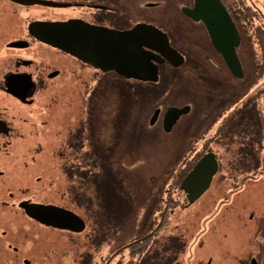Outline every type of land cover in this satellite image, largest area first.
Returning a JSON list of instances; mask_svg holds the SVG:
<instances>
[{
    "label": "flooded vegetation",
    "instance_id": "af4514ba",
    "mask_svg": "<svg viewBox=\"0 0 264 264\" xmlns=\"http://www.w3.org/2000/svg\"><path fill=\"white\" fill-rule=\"evenodd\" d=\"M220 1L235 23L241 43L243 36L251 45L257 40L256 43L261 45L263 51L261 58L264 59V0ZM195 8L196 0H0V201L5 210H17L18 215L24 217L29 224L47 231L81 234L45 225L28 216L21 206L23 203L52 205L80 216L76 211L57 202H45L40 197L41 200L37 199L29 191L19 198L13 187L33 181L36 184L42 183L44 176L50 175V169L53 170V174L70 170L68 166L70 158L64 161V165L59 164L60 166H52L51 161L57 163L60 149L62 157H68L69 154L75 155V150L82 146V142L88 135L87 117L90 114V96L104 89L109 76L121 77L115 71L103 72L63 50L41 42L30 33V26L40 22L78 21L104 33L106 38H110L131 32L141 24L152 25L160 30L167 24L176 26V23H170L169 20L174 17L173 13L181 12L190 21L189 24L186 23V26L206 29L202 21H194L185 15L184 9L193 11ZM257 19L262 21L263 25L258 24L259 27L251 31L252 21ZM190 41H199V39L193 37ZM247 55L250 59H258L257 53H253L252 50ZM183 57L186 60L184 55ZM166 63L168 62L164 64ZM228 71L231 74L229 69ZM260 72L264 73V70L258 71ZM261 78L262 76L258 81ZM56 81L57 92H66L69 90L68 87L72 86L81 92L83 98L79 107L69 103L70 105L64 109L58 108L59 98L55 106L53 103L50 104L49 110L41 107V97L44 92L51 91ZM128 81L137 82L136 80ZM261 82L264 83V80ZM260 83L256 85L255 82H251L241 99ZM263 88L253 94L230 116L228 115L241 99L235 104L221 106L215 122L211 123L210 127L204 130L203 127H198L190 134L188 125L191 119H184V117L188 116L192 109L188 115L178 120L170 133L164 131L163 120L167 110L173 106L164 112L160 109L156 124L159 123L164 133L170 137H183V141L187 143L185 151L189 148L190 153L182 166L176 168L178 169L175 174L176 179L179 178L178 181H181L178 182L175 179L166 184L169 189L167 192L170 194L166 198L163 209L157 214L159 216L157 225L162 219L163 223L158 231L148 238L146 250L143 251L145 247L132 249L144 242L135 243L139 241L137 239L121 246L117 256L130 250L136 264H189V259L194 260L195 257L198 259L197 264H229L231 260L235 264H264V197L261 196L259 199L263 207L244 211L237 209L240 204L238 198L243 189H248L251 185H260L264 188ZM229 94L231 97V88ZM178 130H180L179 136L176 132ZM49 135L55 139L52 143L54 148L49 147L50 143H46ZM188 135L192 143L189 142V138L186 139ZM214 145L233 153L231 163L223 164L222 158L217 153L218 148ZM48 152H52L49 161L46 160ZM208 154L215 155L218 170L213 175L208 188L190 204L189 194L181 187L197 163ZM73 165L71 168L74 172L67 173L68 187L66 196L63 197L75 204L76 167ZM221 175L224 178L218 182ZM4 185L7 186L4 187ZM173 187L179 189L184 196L183 209L195 207V205V209H198L199 206L201 208L199 204L201 201L209 202L208 207L202 210V229L191 243L183 236L174 238V235L162 244L161 241L157 243L155 240L160 229L166 227L171 216L180 207L179 201L175 199L172 201ZM77 193L79 194V191ZM173 203L176 206L173 207ZM78 205L82 208L81 202ZM85 210L88 211L87 206ZM209 211L211 213L204 216ZM81 218L85 221L87 229L85 218ZM214 229L216 238L213 236ZM245 230L249 231L246 238L248 248H238ZM223 232H227L223 236V243L227 250H222V241L218 238ZM35 239L32 238L31 233L28 234L23 230L0 229V264H52L48 258L44 259L40 255L41 249L24 250L25 244L27 242L33 244ZM179 239L180 242H178ZM229 240L231 245H225V242ZM106 244L108 241L103 240L101 247ZM209 244H213V249L209 257H204ZM196 246L199 251L201 250L199 253L196 250L193 251ZM161 249L164 255L159 254Z\"/></svg>",
    "mask_w": 264,
    "mask_h": 264
},
{
    "label": "trees",
    "instance_id": "16d2710c",
    "mask_svg": "<svg viewBox=\"0 0 264 264\" xmlns=\"http://www.w3.org/2000/svg\"><path fill=\"white\" fill-rule=\"evenodd\" d=\"M172 15L169 21L176 26L167 24L161 29L186 57L185 63L177 69L168 63L162 65L158 83H131L124 77L109 76L104 89L89 98V130L86 142L75 150V162L78 154L82 162L75 176L81 206L86 205L87 215L93 218L99 245L103 240H114L119 249L157 227V214L170 194L166 184L175 181L176 168L190 153L189 148L185 151L183 137L168 136L159 123L150 126L156 110L190 106L191 113L184 117L191 119L189 134L198 127L204 130L215 122L221 106L237 103L250 83L263 74L258 71L264 70V63L247 57L254 50L244 36L238 54L245 77L239 80L229 73L205 28L186 26L190 21L181 12ZM193 37L199 41H190ZM147 240L132 249L145 247V251Z\"/></svg>",
    "mask_w": 264,
    "mask_h": 264
},
{
    "label": "water",
    "instance_id": "95a60500",
    "mask_svg": "<svg viewBox=\"0 0 264 264\" xmlns=\"http://www.w3.org/2000/svg\"><path fill=\"white\" fill-rule=\"evenodd\" d=\"M185 15L194 21H202L215 50L223 58L227 68L236 79L244 78L242 63L237 49L241 44L238 29L220 0H196L193 11L184 9ZM30 33L41 42L63 50L84 63L102 70L115 71L121 77L140 82L158 83L159 66L168 62L174 68H180L185 59L170 44L166 33L152 25L141 24L131 32L106 38L104 33L94 30L78 21L64 23H35ZM242 100V102H244ZM241 102V103H242ZM240 103V104H241ZM228 115L230 116L238 107ZM191 107H171L163 120V129L170 133L178 120L190 113ZM160 116L156 110L150 120L154 126ZM218 165L214 154L204 156L187 176L182 185L190 204L198 199L208 188ZM28 216L60 229L82 233L86 229L85 221L76 213L52 205L23 203ZM163 219L147 236L135 242H143L153 236L161 227Z\"/></svg>",
    "mask_w": 264,
    "mask_h": 264
},
{
    "label": "rangeland",
    "instance_id": "374dc122",
    "mask_svg": "<svg viewBox=\"0 0 264 264\" xmlns=\"http://www.w3.org/2000/svg\"><path fill=\"white\" fill-rule=\"evenodd\" d=\"M252 22L253 24L251 27V31L257 29L259 27L258 24L263 25L262 21L258 19ZM3 42L5 43V41ZM256 42L257 40H255V43L252 45V47L255 54L257 53L258 56L257 61L259 62L260 65H262L264 63V60L261 58V54H263L262 47L259 43ZM261 76L262 78L259 81L258 79H255L256 85L264 80V73ZM53 84H55V86L52 88L53 92L51 89V91L49 92H44L43 96L41 97L40 99L41 107H45L47 108V110H49L50 104L53 103L55 106V104H57L56 100L58 101V98L60 102L58 108L64 109L66 108V106H69L70 104L79 107L83 98L81 92H78L73 86L68 87L69 90L66 92H57V88H56L57 81L54 82ZM262 87H264V83L261 82L260 85H258L244 98H242L238 104H236L239 105L237 109L241 107L253 94L259 91V89H261ZM244 99L245 101L242 102V100ZM179 131L180 130L176 131L178 136H179ZM47 139L48 140H46V143L48 144L50 143L49 147L54 148V145H52V143L55 142V139H52L51 135H49ZM46 143H44V145H48ZM214 147L218 148L217 153L222 158L223 164L231 163V158L233 155L232 152L225 151L226 149H223L221 146L214 145ZM61 152L62 151L60 149L57 163L55 161H51L52 166L55 165L60 166L59 164L64 165L65 164L64 161L69 160L70 158V162L68 163L70 169L69 171L74 172L73 169L71 168L72 164H74L73 167H79V168L81 167L82 164L81 154L76 155L78 162H75V158L72 154H69L68 157H62ZM51 153L52 152L47 153L48 156L46 157L47 161H49ZM83 166L84 165H82V167ZM69 171H64V173L59 171L53 174V170L50 169V175L44 176V181L42 183L36 184L33 181L26 184L24 183L17 187L14 186L13 189L16 191L19 198L22 197V194L29 191L31 194L35 195L37 199L42 198L43 201L45 202H57L60 203L61 205H64L65 207L73 209L78 214H80L81 217L85 218L87 222V229L83 233L73 235L62 232H51L42 229L39 226H33L29 224L24 217L22 218L20 215H18L17 210L14 211L5 210L2 207L1 201H0V222H1L0 229L5 230L6 228H10L14 230H23L28 234L31 233L32 238L33 239L36 238V239L32 242L33 244L27 242L24 246V250L26 251L31 248L41 249L40 255L44 257V259L48 258L49 262H51L52 264H136L134 259L131 257L132 255L130 254L131 252L130 250L124 252L123 255L117 256L118 255L117 253H119L120 249L118 251L116 241L113 240L101 247V245L98 244V241L95 240L94 236L96 232H95L94 223L92 221L93 218L90 217L91 215L90 216L87 215L85 210L86 205H82V208L78 205V203L82 201V196L77 193V190L79 189V182H77L76 179L74 186L76 189L74 193L76 194L75 195L76 203L72 204L71 200H69L68 198H64L66 196L65 193L67 192V187H68L67 173ZM223 174L225 175V173ZM222 178L224 177L221 175L217 181L219 182L220 179ZM6 186L7 185H4V187ZM215 187L217 189V185ZM1 190L3 191V189ZM173 190H174L172 195L173 200L175 199L179 201L178 203L180 207L178 210H176L175 214L171 216L166 227L163 228L160 231V233H158V237L155 240H157L156 241L157 243L161 241L162 244L163 242H166L170 236L174 235V238L176 236H183V238L186 241H189V243H191L194 240V238L197 237V235L202 229L201 227L203 221L202 210L208 207L209 202L201 201L199 203L201 205V208L199 206L198 209H195L196 205L195 207L183 209L182 207L184 204V196L179 192V189L177 190V188L174 189L173 187ZM86 192L87 191H84V194ZM261 196L264 197V188H261L260 185H251L248 189H243V191L240 193L238 198V201L240 203L239 208H237L238 211L252 210L263 207L261 201H259ZM166 198L167 196H165V199ZM210 213L211 211H209L204 216H207ZM248 232H249L248 230H245L243 232L241 245L238 246V248H243V247L248 248V243L246 242ZM226 233L227 232H223L218 236V238H220V240L222 241L221 243L223 246L222 250H227V248H225L223 243V236ZM213 236L215 238L217 237L215 233V229L213 230ZM178 242H180V239L178 240ZM225 245H231V240L225 242ZM197 248L198 247L196 246L193 249V251L196 250V252L199 253L201 250L199 251ZM207 248H208L207 251L204 252V257H209L211 250L213 249V244H209ZM196 252H194L195 256H196ZM236 253L238 254V252ZM159 254L161 255L165 254L163 249H161V253ZM226 258L228 257L226 256ZM196 260L198 261L196 257L194 260L189 259L188 263L197 264ZM229 264H235V262L231 260Z\"/></svg>",
    "mask_w": 264,
    "mask_h": 264
}]
</instances>
